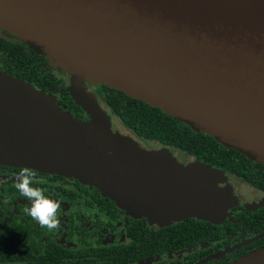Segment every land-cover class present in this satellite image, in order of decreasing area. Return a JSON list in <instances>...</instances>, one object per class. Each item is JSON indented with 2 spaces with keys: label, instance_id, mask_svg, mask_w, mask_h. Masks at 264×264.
<instances>
[{
  "label": "water",
  "instance_id": "95a60500",
  "mask_svg": "<svg viewBox=\"0 0 264 264\" xmlns=\"http://www.w3.org/2000/svg\"><path fill=\"white\" fill-rule=\"evenodd\" d=\"M0 29L61 62L89 117H73L0 70V164L100 186L121 203L124 192L155 198L181 217L223 197L166 148L148 151L122 136V152L105 149L102 140L117 135L81 88L88 83L158 108L264 166V0H0ZM231 264H264V247Z\"/></svg>",
  "mask_w": 264,
  "mask_h": 264
},
{
  "label": "flooded vegetation",
  "instance_id": "af4514ba",
  "mask_svg": "<svg viewBox=\"0 0 264 264\" xmlns=\"http://www.w3.org/2000/svg\"><path fill=\"white\" fill-rule=\"evenodd\" d=\"M0 34L1 71L53 96L73 117L89 121L68 91L70 76L57 64L61 62L34 53L6 30L0 29ZM81 88L110 116L112 132L130 136L148 150L166 148L184 166L195 160L219 171L222 185L226 179L243 203L229 207L218 222L178 214L153 224L109 190L32 169L34 186L61 203L60 227L50 230L25 212L29 201L15 188L23 167L0 164V264H231L264 247V172L258 166L246 165L238 175L222 164L144 139L115 115L104 98L105 85L85 83ZM139 200L146 202L147 197Z\"/></svg>",
  "mask_w": 264,
  "mask_h": 264
},
{
  "label": "trees",
  "instance_id": "16d2710c",
  "mask_svg": "<svg viewBox=\"0 0 264 264\" xmlns=\"http://www.w3.org/2000/svg\"><path fill=\"white\" fill-rule=\"evenodd\" d=\"M24 46L30 49L28 45L24 44ZM11 50L13 51V48ZM32 51L37 53L34 49ZM106 88L108 92L104 98L111 105L115 115L127 128L144 139L156 140L162 146L187 151L212 165L222 164L238 175H243L240 170L246 165L258 166L264 172L263 165L248 160L236 150L218 144L206 134L193 132L187 125L163 113L160 109L131 99L118 90L107 86Z\"/></svg>",
  "mask_w": 264,
  "mask_h": 264
},
{
  "label": "rangeland",
  "instance_id": "374dc122",
  "mask_svg": "<svg viewBox=\"0 0 264 264\" xmlns=\"http://www.w3.org/2000/svg\"><path fill=\"white\" fill-rule=\"evenodd\" d=\"M74 83H75L74 81H71V80L69 81L68 91L71 93H73L75 91V89H80L79 85L74 84ZM112 133H113V135H117V137L112 138V139L109 138V139L102 140V144H103L104 148L107 149L110 153L122 152L124 150V147L117 144V138L122 137V136H127V135H122L121 133H116V132H112ZM127 137H130V136H127ZM132 140H134V139H132ZM115 144H117V150H116V147L114 148ZM143 149H145V148H143ZM145 150H148V149H145ZM161 150H163V148L158 149V150H148V151L160 152ZM166 152H167L169 159H171L172 161H173V159L176 160L175 158L172 157V155L169 151H166ZM189 167L193 168V169L196 168L195 170L197 171V173L200 172L206 178L213 179V181H215V183L218 184V188L220 190V193L223 196L221 198H217V200L214 201V203L212 204V207H211V205L208 207L204 206L201 210H199L196 214H194L191 217H197L199 219H203V220H207V221L218 222L217 219L224 217L225 214L228 213L227 209L229 207H233V206L240 205L243 203L242 201L238 200L235 197L234 192H232V190L230 189V185L227 183L226 179H225V185H222L224 183V177H223L224 175L221 174L219 171L212 169V168H210V169L213 171L208 170L207 168H209V167H207L204 164H202L198 161H195V160H193V162L189 164ZM200 173H198V174H200ZM217 174H218L219 179L221 180L220 184H219V180L216 177ZM79 182H82V181H79ZM123 182L127 183L126 180H124ZM82 183H87V182H82ZM118 185L119 184H117V183L108 184V186H113V187L114 186L117 187ZM113 194L116 198L119 197V196H116V192H113ZM122 197L124 199V202L131 203L130 206L132 208L140 211L141 214L143 216H145L153 224H156V223L163 224L164 221L169 222V221H171L170 217L176 218V216L178 215L177 213H173L171 215L169 207L158 203L160 201L156 202L155 198L152 199V198L147 197L146 202H138V201H136V199L134 197H131V195H130V197L133 199L129 200V194H127L126 192L123 193ZM127 200H129L130 202H128ZM151 202L154 203V205H151Z\"/></svg>",
  "mask_w": 264,
  "mask_h": 264
},
{
  "label": "clouds",
  "instance_id": "9594fccd",
  "mask_svg": "<svg viewBox=\"0 0 264 264\" xmlns=\"http://www.w3.org/2000/svg\"><path fill=\"white\" fill-rule=\"evenodd\" d=\"M34 172L25 166L17 175L15 188L29 201L25 212L41 226L50 230L60 227L57 209L61 207L60 201L45 194V190L33 184Z\"/></svg>",
  "mask_w": 264,
  "mask_h": 264
}]
</instances>
